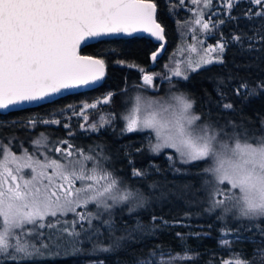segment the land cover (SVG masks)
<instances>
[{"label":"snow or ice","instance_id":"snow-or-ice-1","mask_svg":"<svg viewBox=\"0 0 264 264\" xmlns=\"http://www.w3.org/2000/svg\"><path fill=\"white\" fill-rule=\"evenodd\" d=\"M191 2L198 5L194 23L203 32L212 31L224 23V20L213 23L211 16L205 20L199 7L201 0ZM250 3L261 7L255 12H247L248 18L264 20V0H250ZM211 4L212 0H203V8H209ZM223 4L231 10L233 0H223ZM173 6L169 4L170 14ZM228 18L232 19L230 12ZM134 34H146L165 42V28L157 21V4L153 0H0V109L41 101L63 91L102 81L104 60L81 55V46L102 37ZM232 39L240 42L242 37L234 35ZM247 39L264 40V35ZM158 48L162 51L164 44L160 43ZM188 49L197 52L194 45H188ZM224 50V42L218 43L216 48L205 47L202 55L184 61L186 69L183 73L179 64L170 69L171 77L187 80L189 71L196 72L214 62L222 64V56L213 58L209 53L217 51L222 54ZM158 55L159 51L153 52L151 60L155 61ZM140 71L144 72V69ZM154 75L144 74L143 84L152 86ZM171 77L166 74L164 78L171 82ZM257 88L264 91V81L257 82L255 87L242 82L236 94L243 89L245 96H249ZM218 94L223 99L224 94L219 91ZM110 99L111 94L103 102L108 103ZM194 103L184 92L172 93L163 101L146 105L141 114L138 96L132 114L123 117L127 121L123 131L130 134L150 130L155 135V143L151 135L148 137L150 150L159 154L163 149H175L182 164L208 161L202 169L211 177L204 181L210 202L206 211L220 208L225 215L232 213L237 219L254 221L249 225V228L256 229L254 236L264 237V225L259 223L264 218V134L258 135L255 131L250 134L243 124L232 121L228 122L231 132L209 123L194 127L195 122L201 120V114L192 111ZM222 106L226 110L233 108L231 103ZM85 107L95 108L96 103ZM111 119L110 116L108 121L101 120L100 124L109 123ZM34 124L35 121H28L29 126ZM260 124L264 129V119ZM91 129L99 131L96 123ZM34 143L41 145L39 140ZM62 143L68 144V141ZM43 146L47 147L46 144ZM53 151L61 155L41 159L25 149L18 156L0 144V264H5L6 260L20 264L52 254L53 249L61 247L58 241L65 234L72 238L70 243L73 244L80 242L81 233L98 234L99 228H93L92 221L102 219L101 209L109 213L103 223L111 231L113 207L128 205L131 213L145 203L146 198L139 189L133 190L104 167L102 161L109 157L86 155L81 149L74 152L71 144L66 150L53 147ZM168 159L174 166L172 157ZM48 169L52 170L51 174ZM25 170H28L26 175ZM132 175L141 177L146 173L133 168ZM221 185L230 187L222 188ZM90 204L96 206L95 213L88 208ZM69 213L73 217L71 221H63L61 218ZM49 217L56 219L49 220ZM156 219L152 217L153 222ZM61 223L70 226L57 227ZM46 227L57 228V233L44 239L45 233L41 229ZM136 227L142 228L139 223ZM230 231H225L224 236ZM54 236L56 243H52ZM247 239L253 240L254 237ZM222 243L228 245L231 241L222 237ZM101 250L109 251L110 248ZM232 255L236 257L234 264H252L238 254ZM180 258L190 259L187 256ZM257 258H264V249H254L253 259ZM140 264L150 262L142 260Z\"/></svg>","mask_w":264,"mask_h":264},{"label":"trees","instance_id":"trees-1","mask_svg":"<svg viewBox=\"0 0 264 264\" xmlns=\"http://www.w3.org/2000/svg\"><path fill=\"white\" fill-rule=\"evenodd\" d=\"M153 1L157 4V19L165 28L168 42L162 51L158 48L159 44L147 37L113 38L90 44L82 49V53L103 59L107 65L106 79L100 87L37 107L0 113V144L12 147L15 152H19L22 147L33 151V141L36 137H43L50 144H71L73 149L107 156L109 159L102 161L104 167L127 182L133 190L139 189L146 198L144 205L131 213L128 212V205L113 207L111 231L103 223L109 213L101 209L102 219L92 221V227L99 228L98 234L81 233L80 242L75 244L70 243L72 238L65 234L58 241L61 247L53 249L52 254L20 264H140L142 260L160 264L165 255L190 257L183 264H222L226 257H235L232 254H238L252 261V264H264V258L253 259L254 249H264V237L254 236L256 229L249 228L254 221L237 219L232 213L225 215L220 208L206 211L210 202L204 181L211 177L202 169L208 161L182 164L178 156L174 155L173 166L167 156L169 151L154 154L150 150L149 132L129 134L123 131V117L131 103L129 97L141 85L140 69L162 70L185 43L182 30L190 19V11L185 9L188 2ZM217 1L213 0V4H217ZM170 3L174 5L171 14ZM260 7L250 3V0H237L231 10L225 9L215 15L213 23L218 20H224V23L213 29L209 42L225 43L222 53L224 62H214L190 72L187 80L174 78L171 82L163 83L170 93L184 92L195 101L193 111L201 114L202 123L231 132L228 122L232 121L237 125L243 124L250 134L253 131L258 135L264 134L260 124L261 119H264V91L257 88L252 95L245 96L242 89L239 95L236 94L242 82L255 87L257 82L264 81V40L247 39L264 35V20L260 17L249 19L246 15ZM229 12L232 19L228 18ZM234 35L241 36V41H234ZM155 51H159V55L152 61L151 55ZM221 80L224 83H219ZM218 91L224 94L223 99ZM109 94L111 99L108 103H99L86 114L89 122L101 115L105 121L111 116L110 122L100 127L99 131L81 129L83 120L73 114L83 109L84 102L93 104ZM224 103H231L233 108L224 109ZM70 115L72 118L68 119ZM53 118L59 121L57 125L42 123ZM29 120L35 121L33 129L28 125ZM63 141H68V144ZM133 168L144 171L146 175L133 176ZM174 168L181 171L176 172ZM153 184L155 188L150 187ZM90 210L95 213L96 206L92 205ZM153 216L157 217L155 222ZM222 216L224 218L219 219ZM72 218L69 213L61 219L71 221ZM137 223L142 226L141 229L136 227ZM259 223L264 225V218ZM69 226L61 223L57 227ZM228 230L231 231L225 237L224 232ZM41 231L45 233L44 239H48L49 235L57 233V228L46 227ZM222 237L231 243H222ZM249 237L254 239H247ZM56 242L54 236L52 243ZM103 248L110 250L102 251ZM5 264L12 262L6 260Z\"/></svg>","mask_w":264,"mask_h":264},{"label":"rangeland","instance_id":"rangeland-1","mask_svg":"<svg viewBox=\"0 0 264 264\" xmlns=\"http://www.w3.org/2000/svg\"><path fill=\"white\" fill-rule=\"evenodd\" d=\"M183 3L188 2V4L185 5V9L190 11V19L188 20V22L185 24L184 29L182 30L183 34L182 36L184 37V41L185 43L180 46L176 52L171 56L169 62H166L164 67L162 68V70H154V71H148L146 69H144V72H141L142 75V81H141V85H139V88L137 89V91L135 92L134 95H130L129 100L131 101V103L128 106L127 112L125 113V116H130L132 114L133 109L136 106V97H140V104H141V114H143V108L148 105L149 103H155L157 101H163L165 99H167L172 93L167 89V87H163V83L168 82L169 79H165V75L167 74L169 77H171V72L170 69H174L177 64L180 65V70L183 73L186 69V64L184 63V61L189 58L192 57L193 59H195L198 55H202L203 54V49L205 47L208 48H216L218 46L217 42L216 44H211L209 42V37L212 35V31L209 32H203L200 28V26L196 25L194 23L195 19L197 18V11H198V5H195L191 2V0H182ZM237 0H233V3L236 2ZM261 6V5H260ZM203 12H204V19L208 20L209 16H211L212 22H214V16L217 14H220L222 11H224L226 9V7L223 4V0H218L217 4H213V0H212V4L211 7L209 8H203V0H201V5L199 6ZM193 29H195V31H193ZM188 45H194L197 48V52L196 53H192L189 51L188 49ZM209 55H211L213 58L217 57V56H222L221 53L217 52V51H213L211 53H209ZM190 71L187 73L189 74ZM144 74H155L153 77V85L152 86H147L143 84V75ZM174 78H181V77H171V80H173ZM163 88V89H162ZM107 97V96H106ZM102 98L96 103V106L99 103H104V99L106 98ZM85 105H90L87 104L86 102L83 103V109H81L79 112L73 114L74 117L78 118L79 120H83L81 123V129L87 131V132H91V125L93 123L97 124V127L100 128L102 126H105V124L101 125L100 121L104 120L103 119V115L96 117L93 119V121H88L87 120V116L88 114H86L88 111H90L91 107H85ZM74 109V108H73ZM71 109V110H73ZM193 111V110H192ZM194 112V111H193ZM195 113V112H194ZM196 114V113H195ZM72 115L68 116V119H71ZM58 121L57 119L53 118L51 120H44V121H49V123H51V121ZM125 120V119H124ZM59 123V121H58ZM58 123H52V124H58ZM126 124L127 121L125 120V128H126ZM204 123H202L201 121H197L194 124V127L197 125H203ZM31 129H33V126L30 127ZM145 132H149V131H145ZM151 138H152V142L155 143V135L154 133H150ZM41 141V145H37L35 144L34 146V150L30 151L28 150L29 153H33L35 154L36 157H39L41 159H43L44 156H49L52 158H58L61 153H57L55 151H53V147H59L63 150H66L68 148V146L63 145V144H59V143H48V141H46V139H44L43 137L37 138L33 141V143L35 141ZM46 144L47 147H44L43 145ZM7 146L8 150H10L11 152H13L16 155H21L23 153V151L25 150L24 147L21 148V150L19 152H15L12 147ZM73 149V148H72ZM27 150V149H26ZM76 149H73V151L75 152ZM168 152V157H174V155L178 156L179 158V154L175 152V149H163ZM162 150V151H163ZM86 155L90 154L87 152H84ZM93 155V154H92ZM88 166L91 167L92 166V162L89 161L88 162ZM14 167V165H13ZM28 170H25V175L27 174ZM49 174H51L52 170L48 169ZM77 186H79V182H77ZM230 186L228 185H224L223 188H228ZM91 204L88 206L89 209H91ZM78 211H84V209H78ZM70 215H72L70 213ZM180 257H184V256H168L165 255L164 256V260L163 263L160 264H183L186 259H181ZM235 257L232 256H228L225 258L224 264H234L235 261ZM88 264H98L96 262H90Z\"/></svg>","mask_w":264,"mask_h":264},{"label":"water","instance_id":"water-1","mask_svg":"<svg viewBox=\"0 0 264 264\" xmlns=\"http://www.w3.org/2000/svg\"><path fill=\"white\" fill-rule=\"evenodd\" d=\"M157 21H158V19H157ZM133 37H147V38H149L146 34H144L143 36H141L140 34H134L133 36H125V35L107 36V37H102V38H99V39L89 40V41H87L85 44H83L81 46V55H86V54L82 53V49L84 47H86V46H88L90 44L96 43L98 41L105 40V39H113V38H133ZM165 38H166V36H165ZM149 39L151 41L157 43V44L163 43L164 44V48L167 46V43H168L167 42V38H166L165 42L156 41L154 38H149ZM87 56H90V55H87ZM91 57L98 58V57H94V56H91ZM106 75H107V65L105 63V75L103 77V80L98 82V83H96V84L89 85V86H82V87L77 88V89L63 91L60 94L53 95V96H51L49 98H46L44 100H41V101L25 103L23 105H19V106H16V107H10L9 109H0V113L1 114H8V113L13 112V111H18V110H22V109H26V108H31V107H37L39 105H43V104H46V103H50V102L56 101L57 99H59L61 97H64V96H68V95L77 94V93L86 92V91H90V90L96 89V88L100 87L104 83V81L106 79Z\"/></svg>","mask_w":264,"mask_h":264}]
</instances>
